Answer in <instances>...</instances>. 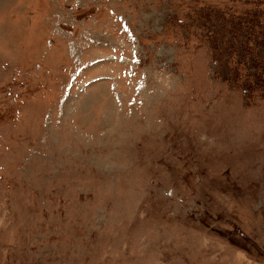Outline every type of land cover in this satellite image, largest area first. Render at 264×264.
Masks as SVG:
<instances>
[{
  "label": "rangeland",
  "instance_id": "rangeland-1",
  "mask_svg": "<svg viewBox=\"0 0 264 264\" xmlns=\"http://www.w3.org/2000/svg\"><path fill=\"white\" fill-rule=\"evenodd\" d=\"M245 1L0 0V264H264Z\"/></svg>",
  "mask_w": 264,
  "mask_h": 264
},
{
  "label": "trees",
  "instance_id": "trees-1",
  "mask_svg": "<svg viewBox=\"0 0 264 264\" xmlns=\"http://www.w3.org/2000/svg\"><path fill=\"white\" fill-rule=\"evenodd\" d=\"M245 4V8L239 13L234 9L214 8L209 5L205 6V9L210 12L209 15H214L209 21L214 40H218L217 43L225 42L231 46V56L227 62L236 63L235 67L239 72L235 80L236 85L242 88L245 96L253 97L255 92H260L264 96V0L251 2L246 0ZM217 35L223 40L216 39ZM240 35H244L241 40L242 44L237 40ZM239 42L243 48L240 53L234 49V45ZM250 64L253 65L256 73L242 75L244 68L249 71Z\"/></svg>",
  "mask_w": 264,
  "mask_h": 264
}]
</instances>
